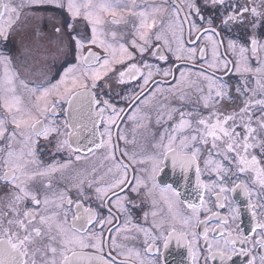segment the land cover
<instances>
[{
	"label": "snow or ice",
	"instance_id": "obj_1",
	"mask_svg": "<svg viewBox=\"0 0 264 264\" xmlns=\"http://www.w3.org/2000/svg\"><path fill=\"white\" fill-rule=\"evenodd\" d=\"M0 264H264V0H0Z\"/></svg>",
	"mask_w": 264,
	"mask_h": 264
},
{
	"label": "flooded vegetation",
	"instance_id": "obj_2",
	"mask_svg": "<svg viewBox=\"0 0 264 264\" xmlns=\"http://www.w3.org/2000/svg\"><path fill=\"white\" fill-rule=\"evenodd\" d=\"M49 31H50V29H49ZM17 43H19V41H17ZM57 60H59V57L57 58ZM49 62H51V61H49ZM173 251L175 252L176 250L173 248Z\"/></svg>",
	"mask_w": 264,
	"mask_h": 264
}]
</instances>
